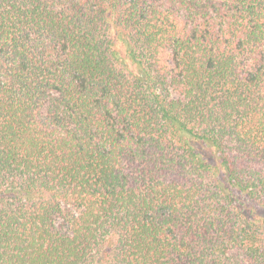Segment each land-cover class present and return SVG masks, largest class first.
Here are the masks:
<instances>
[{"label": "trees", "instance_id": "16d2710c", "mask_svg": "<svg viewBox=\"0 0 264 264\" xmlns=\"http://www.w3.org/2000/svg\"><path fill=\"white\" fill-rule=\"evenodd\" d=\"M0 264H264V0H0Z\"/></svg>", "mask_w": 264, "mask_h": 264}, {"label": "rangeland", "instance_id": "374dc122", "mask_svg": "<svg viewBox=\"0 0 264 264\" xmlns=\"http://www.w3.org/2000/svg\"><path fill=\"white\" fill-rule=\"evenodd\" d=\"M208 152V150H205L204 153Z\"/></svg>", "mask_w": 264, "mask_h": 264}]
</instances>
